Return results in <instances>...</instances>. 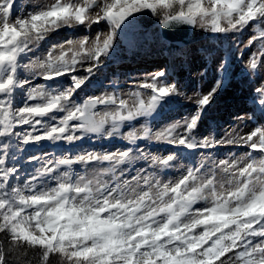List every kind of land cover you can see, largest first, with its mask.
<instances>
[{
	"label": "snow or ice",
	"instance_id": "obj_1",
	"mask_svg": "<svg viewBox=\"0 0 264 264\" xmlns=\"http://www.w3.org/2000/svg\"><path fill=\"white\" fill-rule=\"evenodd\" d=\"M149 18L192 85L111 71ZM0 264H264V0H0Z\"/></svg>",
	"mask_w": 264,
	"mask_h": 264
},
{
	"label": "rangeland",
	"instance_id": "obj_2",
	"mask_svg": "<svg viewBox=\"0 0 264 264\" xmlns=\"http://www.w3.org/2000/svg\"><path fill=\"white\" fill-rule=\"evenodd\" d=\"M155 24H156L155 21H151V22H148L144 28L140 29V32L142 30H144L143 32H147V34H148L146 36H143V38L146 41L145 45L141 46L140 49H134L131 51L127 50L125 45H124V48L120 52V55L118 58L125 57V56L131 55V54L133 56L134 55H139V56L140 55L141 56L151 55L152 56L155 54H158V55L160 54L162 56L161 58L163 59V62L159 65L167 64L169 66V68L172 69L173 72L176 71V72L184 73L187 70V68L190 67V65H188V63H186L184 60H182L181 63H183V66H181V64H180V57L181 56L180 55H184V57H185L186 50H187L188 60L193 61L195 66H199V64L202 62V60H201V57H202L201 49H202V47L209 45L208 40L204 39L201 34H195L194 35V33L192 32L190 37H189V44L187 46L183 47V49L180 48V50H178L176 52L177 48L174 49L173 48L174 46L172 44L167 43L165 40H163L161 38V36L159 35L158 27H154ZM130 36H129V38H130ZM183 50H185V52ZM132 52H134V53H132ZM135 52H138V53H135ZM148 57H150V56H148ZM113 66H116V64H113ZM154 68H152V69H154ZM126 73H122V75H124ZM109 75H111V72H109ZM194 77H195V73H194ZM194 77H193V79H194ZM193 79L191 80V82L188 81L189 86L193 84ZM232 83L235 86L234 88H236L237 90L245 92V99H246L248 94H249V92H248L249 86L246 83L242 82V78L240 76H237ZM187 85H188V83L185 84V86H187ZM251 106H252L251 101L246 99L245 103H244V105L240 111H244L246 108H250ZM215 110L216 109H214V111Z\"/></svg>",
	"mask_w": 264,
	"mask_h": 264
},
{
	"label": "bare ground",
	"instance_id": "obj_3",
	"mask_svg": "<svg viewBox=\"0 0 264 264\" xmlns=\"http://www.w3.org/2000/svg\"><path fill=\"white\" fill-rule=\"evenodd\" d=\"M158 27V26H155ZM158 31L160 32L159 28ZM195 35V34H194ZM130 40V39H128ZM128 40H126L124 43H126ZM144 42V41H143ZM146 42V41H145ZM135 45L138 47L140 44L139 40H134ZM187 46V45H186ZM183 49V48H182ZM185 52V50H183ZM150 56V57H148ZM128 55L125 57H120L116 61V66L111 67V71H115L117 75H122V73H129L132 71H142L145 69H152L156 65H159L163 62L162 56L159 54L155 55ZM180 64L183 66V63H181L182 60H184L186 63L189 64L188 60V54L186 50L185 57L184 55H180ZM124 70V71H123ZM172 70V69H170ZM110 71V72H111ZM175 72V78L178 80H181L183 84H187L189 86V82L194 77V72L189 73V68L184 73ZM235 86L233 83L230 84L228 88H226L225 92L219 97V99L216 102L215 111L212 113V116L216 118V120L219 123H223L225 120L228 119L229 113L233 112H241L243 114V111H240L245 103V92L237 90L234 88Z\"/></svg>",
	"mask_w": 264,
	"mask_h": 264
},
{
	"label": "water",
	"instance_id": "obj_4",
	"mask_svg": "<svg viewBox=\"0 0 264 264\" xmlns=\"http://www.w3.org/2000/svg\"><path fill=\"white\" fill-rule=\"evenodd\" d=\"M162 38H164L168 43L177 45L178 47H183L189 44V37L192 33L191 30L187 34L181 32L175 35H166L164 30L160 29Z\"/></svg>",
	"mask_w": 264,
	"mask_h": 264
},
{
	"label": "trees",
	"instance_id": "obj_5",
	"mask_svg": "<svg viewBox=\"0 0 264 264\" xmlns=\"http://www.w3.org/2000/svg\"><path fill=\"white\" fill-rule=\"evenodd\" d=\"M142 25H143V24H142ZM142 25H141V26H142ZM140 28H141V27H140Z\"/></svg>",
	"mask_w": 264,
	"mask_h": 264
}]
</instances>
